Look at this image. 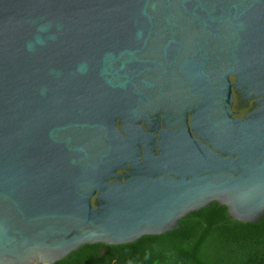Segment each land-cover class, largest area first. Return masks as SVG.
I'll return each instance as SVG.
<instances>
[{"label":"water","instance_id":"obj_1","mask_svg":"<svg viewBox=\"0 0 264 264\" xmlns=\"http://www.w3.org/2000/svg\"><path fill=\"white\" fill-rule=\"evenodd\" d=\"M264 215V0H0V264Z\"/></svg>","mask_w":264,"mask_h":264},{"label":"trees","instance_id":"obj_2","mask_svg":"<svg viewBox=\"0 0 264 264\" xmlns=\"http://www.w3.org/2000/svg\"><path fill=\"white\" fill-rule=\"evenodd\" d=\"M52 264H264V215L236 221L214 202L166 233L118 245L87 243Z\"/></svg>","mask_w":264,"mask_h":264}]
</instances>
